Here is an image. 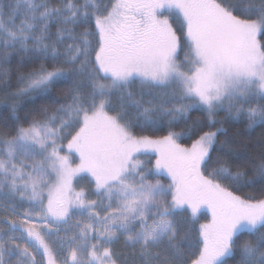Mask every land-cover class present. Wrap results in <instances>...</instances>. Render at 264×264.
<instances>
[{
    "label": "snow or ice",
    "instance_id": "1",
    "mask_svg": "<svg viewBox=\"0 0 264 264\" xmlns=\"http://www.w3.org/2000/svg\"><path fill=\"white\" fill-rule=\"evenodd\" d=\"M0 92V264H264V0H0Z\"/></svg>",
    "mask_w": 264,
    "mask_h": 264
},
{
    "label": "trees",
    "instance_id": "2",
    "mask_svg": "<svg viewBox=\"0 0 264 264\" xmlns=\"http://www.w3.org/2000/svg\"><path fill=\"white\" fill-rule=\"evenodd\" d=\"M174 27L178 28V32H179V27H178V22L174 21L173 23ZM32 66H18L17 64L13 63V65L11 66V71L13 72V75L11 76V84H12V89L11 90H15L16 84H17V77L22 74V73H26L28 71L31 70ZM3 97V92H0V99H2ZM49 103V101L47 100H37L36 103L33 104H27L26 107L22 110L19 111L17 113V115H19L20 117H23L26 113L30 112V110L33 107H38L41 104H47ZM194 116H199L200 113L196 112L193 113ZM221 116H223V113H221ZM13 122V114L11 112L10 109H7L4 107L3 104H0V129L4 128L5 124H8L9 126H11ZM183 127V126H181ZM225 127H227L229 129V135H233L236 136L238 139L242 140L244 143H254L255 141H257L261 134L264 133V129H261L260 127L255 128L254 130H252L251 132L246 131L245 129V125L241 124V123H235V124H226ZM180 130V129H177ZM138 134H142V135H150V136H162V135H166V131L165 130H160V131H152V130H146L143 132H140L139 130H137ZM184 144H190V141L185 139L181 141ZM152 160L154 162L155 157H152ZM165 182H167L165 180ZM86 183V182H81ZM233 191H237L235 188L232 189ZM238 195H242V196H256L259 197L261 195L260 192V187L256 186L253 188H244L241 191H237ZM208 219H210V216L208 214L206 215H201L200 216V223H204L206 222ZM194 258V257H193ZM229 264H232V261H229Z\"/></svg>",
    "mask_w": 264,
    "mask_h": 264
},
{
    "label": "rangeland",
    "instance_id": "3",
    "mask_svg": "<svg viewBox=\"0 0 264 264\" xmlns=\"http://www.w3.org/2000/svg\"><path fill=\"white\" fill-rule=\"evenodd\" d=\"M208 215L210 216V213Z\"/></svg>",
    "mask_w": 264,
    "mask_h": 264
}]
</instances>
